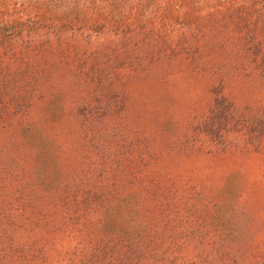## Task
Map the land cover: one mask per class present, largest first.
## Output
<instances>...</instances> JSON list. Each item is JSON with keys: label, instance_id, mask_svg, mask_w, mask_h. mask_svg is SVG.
Here are the masks:
<instances>
[{"label": "trees", "instance_id": "obj_1", "mask_svg": "<svg viewBox=\"0 0 264 264\" xmlns=\"http://www.w3.org/2000/svg\"><path fill=\"white\" fill-rule=\"evenodd\" d=\"M0 264H264V0H0Z\"/></svg>", "mask_w": 264, "mask_h": 264}, {"label": "rangeland", "instance_id": "obj_2", "mask_svg": "<svg viewBox=\"0 0 264 264\" xmlns=\"http://www.w3.org/2000/svg\"><path fill=\"white\" fill-rule=\"evenodd\" d=\"M246 224H247L248 226H252L250 222H246ZM240 230H243V231L241 232L242 236H240V238H241V242H246V243L244 244L243 247H245L247 243H249V245H250V242H252L253 240H250V239L246 238V233H244V230H245V229L240 228ZM255 236H256V234H255ZM239 248H241V247L239 246ZM239 248H238V249H239Z\"/></svg>", "mask_w": 264, "mask_h": 264}]
</instances>
